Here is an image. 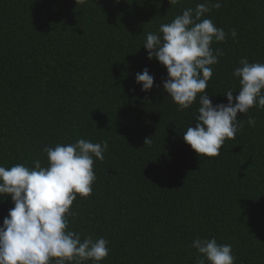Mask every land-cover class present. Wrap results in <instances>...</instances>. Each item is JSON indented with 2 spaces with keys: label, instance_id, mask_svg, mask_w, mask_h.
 I'll list each match as a JSON object with an SVG mask.
<instances>
[{
  "label": "trees",
  "instance_id": "obj_1",
  "mask_svg": "<svg viewBox=\"0 0 264 264\" xmlns=\"http://www.w3.org/2000/svg\"><path fill=\"white\" fill-rule=\"evenodd\" d=\"M204 2L0 0V166H47L46 146L106 141L68 229L109 242L101 264H196L192 241L213 237L232 245L235 264H264V109L238 114L235 139L199 157L183 140L198 97L178 111L163 90L166 68L143 47L148 32ZM219 2L204 18L237 36L212 44L224 53L206 89L214 105L230 88L238 94L241 58L264 63V0ZM145 68L148 92L135 81ZM12 207L0 197V226Z\"/></svg>",
  "mask_w": 264,
  "mask_h": 264
},
{
  "label": "clouds",
  "instance_id": "obj_2",
  "mask_svg": "<svg viewBox=\"0 0 264 264\" xmlns=\"http://www.w3.org/2000/svg\"><path fill=\"white\" fill-rule=\"evenodd\" d=\"M87 0H76L84 4ZM119 3L120 0H115ZM180 0H169L177 4ZM219 0H205L195 8H186L170 23H163L159 31L148 32L143 47L148 58L156 59L167 70L163 90L168 93L178 111L189 109L199 102L195 126L187 127L183 140L198 156L216 157L226 139H235L243 127L238 114L248 113L256 107L264 109V63L249 62L241 58L233 70L239 79L240 89L234 96L228 89L223 95L227 103L213 104L206 92L213 76V65L224 53L213 49L214 42H224L235 30L226 33L209 18L213 8L219 9ZM135 81L148 92L153 88L154 77L145 68L137 73ZM249 126L255 119L249 117ZM152 143L150 138L145 144ZM107 142L93 143L78 139L75 143L44 147L47 166L40 159L34 167L17 163L0 166V197H9L14 207L0 226V264H101L110 252L109 242L103 238L81 235L70 231L69 217L77 194L82 198L91 195L96 181L95 159L103 160ZM191 247L199 253L196 264H235L231 244H218L215 237L196 238Z\"/></svg>",
  "mask_w": 264,
  "mask_h": 264
}]
</instances>
